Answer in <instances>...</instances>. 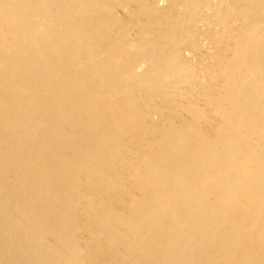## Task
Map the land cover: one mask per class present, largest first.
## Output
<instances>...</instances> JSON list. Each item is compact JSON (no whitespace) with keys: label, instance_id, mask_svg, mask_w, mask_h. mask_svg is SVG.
Returning a JSON list of instances; mask_svg holds the SVG:
<instances>
[{"label":"bare ground","instance_id":"1","mask_svg":"<svg viewBox=\"0 0 264 264\" xmlns=\"http://www.w3.org/2000/svg\"><path fill=\"white\" fill-rule=\"evenodd\" d=\"M0 264H264V0H0Z\"/></svg>","mask_w":264,"mask_h":264}]
</instances>
